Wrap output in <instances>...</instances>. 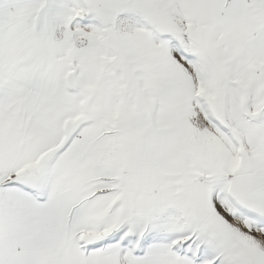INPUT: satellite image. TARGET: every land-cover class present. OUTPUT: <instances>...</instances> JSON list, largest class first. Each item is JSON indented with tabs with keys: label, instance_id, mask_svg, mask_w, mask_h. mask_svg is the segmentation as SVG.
Returning <instances> with one entry per match:
<instances>
[{
	"label": "snow or ice",
	"instance_id": "1",
	"mask_svg": "<svg viewBox=\"0 0 264 264\" xmlns=\"http://www.w3.org/2000/svg\"><path fill=\"white\" fill-rule=\"evenodd\" d=\"M0 264H264V0H0Z\"/></svg>",
	"mask_w": 264,
	"mask_h": 264
}]
</instances>
